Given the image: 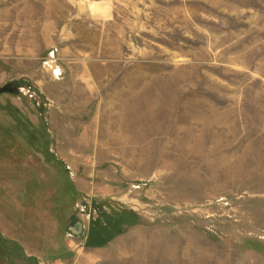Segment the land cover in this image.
I'll list each match as a JSON object with an SVG mask.
<instances>
[{
  "label": "rangeland",
  "instance_id": "obj_1",
  "mask_svg": "<svg viewBox=\"0 0 264 264\" xmlns=\"http://www.w3.org/2000/svg\"><path fill=\"white\" fill-rule=\"evenodd\" d=\"M84 58L111 63L66 117L43 71ZM9 84L1 260L264 264V0H0Z\"/></svg>",
  "mask_w": 264,
  "mask_h": 264
},
{
  "label": "crops",
  "instance_id": "obj_2",
  "mask_svg": "<svg viewBox=\"0 0 264 264\" xmlns=\"http://www.w3.org/2000/svg\"><path fill=\"white\" fill-rule=\"evenodd\" d=\"M66 55L67 53H65L63 56ZM73 61L71 60L66 63L64 60L63 64L57 63L59 67L56 66V63H54L52 68L45 67V70L43 71L45 73V79H46V83H44L45 87L43 88V92H45V94L48 95L47 97L49 102L51 103V106L55 107V104L59 105V103L63 106L66 117H70V115H72V113L68 111V106L70 107V105H67L68 100L75 101L78 104H81L82 106L86 104L87 107L86 109H88L90 112V106L88 102L92 101V98L95 97L96 88L97 85L99 84L98 81L99 77L96 72V68L98 66L97 64L100 63L101 68H106V66H108L106 63H111L105 61H97L94 60L93 58H84L82 60H75L74 63ZM76 61H78V63H81L82 65L80 67L75 66V64H77ZM58 68L59 70L61 69L65 74L64 76L65 79L63 81L55 80L53 71H55ZM54 84L64 87L65 89L63 95L59 97L56 96L57 101H55V97H53L51 93L48 92V89L46 87V85H54ZM86 115H89V113ZM85 123H86L85 120H81V124L84 125ZM59 131H61V129ZM83 136L79 139H76L75 142L81 143V141H83ZM97 145H98L97 143H95L94 145L89 143V146H97Z\"/></svg>",
  "mask_w": 264,
  "mask_h": 264
},
{
  "label": "trees",
  "instance_id": "obj_3",
  "mask_svg": "<svg viewBox=\"0 0 264 264\" xmlns=\"http://www.w3.org/2000/svg\"><path fill=\"white\" fill-rule=\"evenodd\" d=\"M16 87L19 90L20 86H16ZM99 219H102V218H98L97 220L92 221V223H91V232H90L91 234L89 235V239H104L102 237L101 231H100L101 230V224L105 228V226L108 227V225H109L110 222H109V220H107V221H100ZM131 224H133V223H131ZM93 231L96 232V235H92V232ZM117 236H118V233H115L113 235V237L110 238L109 240H104V241L99 242V243L89 242V246H91V247H105L112 239L116 238ZM0 264H8V262L3 258L2 260L0 259Z\"/></svg>",
  "mask_w": 264,
  "mask_h": 264
},
{
  "label": "water",
  "instance_id": "obj_4",
  "mask_svg": "<svg viewBox=\"0 0 264 264\" xmlns=\"http://www.w3.org/2000/svg\"><path fill=\"white\" fill-rule=\"evenodd\" d=\"M18 91L19 90L16 86H14L13 84H9L0 89V95L1 94H16L18 93ZM69 231L71 233H74L75 235L81 236L83 235V225L79 222L75 224L73 227H70Z\"/></svg>",
  "mask_w": 264,
  "mask_h": 264
},
{
  "label": "built area",
  "instance_id": "obj_5",
  "mask_svg": "<svg viewBox=\"0 0 264 264\" xmlns=\"http://www.w3.org/2000/svg\"><path fill=\"white\" fill-rule=\"evenodd\" d=\"M52 57H54V54H52ZM53 74L57 78L61 75L60 71H53Z\"/></svg>",
  "mask_w": 264,
  "mask_h": 264
}]
</instances>
